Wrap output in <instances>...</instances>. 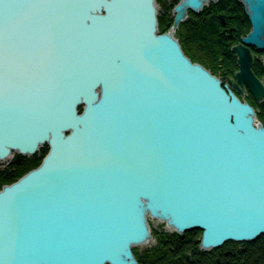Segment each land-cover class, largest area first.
<instances>
[{
  "label": "water",
  "instance_id": "water-1",
  "mask_svg": "<svg viewBox=\"0 0 264 264\" xmlns=\"http://www.w3.org/2000/svg\"><path fill=\"white\" fill-rule=\"evenodd\" d=\"M208 1L161 33L156 0H0V163L50 146L0 191V264H139L152 218L202 249L264 235V126L174 34Z\"/></svg>",
  "mask_w": 264,
  "mask_h": 264
},
{
  "label": "flooded vegetation",
  "instance_id": "flooded-vegetation-1",
  "mask_svg": "<svg viewBox=\"0 0 264 264\" xmlns=\"http://www.w3.org/2000/svg\"><path fill=\"white\" fill-rule=\"evenodd\" d=\"M187 13L175 31L186 55L216 76L228 93L250 104L257 121L264 126V48L243 43L253 26L247 5L242 0H209L199 11L188 9ZM193 44L202 52L191 55L188 49ZM235 48L243 52L239 54ZM157 233L163 245L169 244L170 238L163 242L162 232ZM224 254L234 255L232 249ZM218 260L223 264L221 256L215 262ZM179 261L173 259L169 264H185Z\"/></svg>",
  "mask_w": 264,
  "mask_h": 264
},
{
  "label": "rangeland",
  "instance_id": "rangeland-1",
  "mask_svg": "<svg viewBox=\"0 0 264 264\" xmlns=\"http://www.w3.org/2000/svg\"><path fill=\"white\" fill-rule=\"evenodd\" d=\"M179 1L178 0H156V4H157V8H158V17L160 19L159 29H160L161 33H164V32H162V30L160 28V23L162 26H164V28H167V30H166L167 32L172 29V25H173L175 15H176V13L174 12V8L179 3ZM187 15H188V13H187ZM174 34H175V37L178 39V37H177L178 33L174 32ZM188 52L191 55H193V54H198V52L201 53L202 50L200 48L194 46V44H193L191 46V48L188 49ZM80 110H83V108L80 107ZM49 151H50V146L48 144H46V145L42 146L39 149V151L36 152L34 155L22 156V158L29 160V159H32L36 156L37 159L39 158L40 160L43 161V159L46 157V155L49 153ZM17 158H18V155L16 154V155H13L9 160L0 163V173L10 171L13 168H18V166H16L17 163L15 161V160H17ZM27 173L28 172L23 173V175L21 177H23ZM20 178H18L16 181H18ZM16 181H14V182H16ZM14 182H12V183H14ZM12 183L4 182V185L1 187L0 191L3 189L4 186L10 185ZM150 225L153 229L152 230L153 239L150 240L149 242H147V244H145V245L135 246L134 254H135V256H136V254L145 256L146 260H147V258H151L148 260L152 261L153 264H169L170 261L173 259H176L178 261L180 259H182L183 263H185V264H194L193 261L187 260V258H189L188 257L189 255H190L191 259H192V257H194V255L190 251H188L189 247H193V246H197L196 249H198L195 252L196 258H198V256H200V260H204V259H207V257H205V256L207 254H209L210 257H212V259H213V264H217L215 262V260L219 256H221L223 264L229 263L232 260H234L235 258H238L239 254H242L245 250L246 242H234V241H232L233 243H228V244L225 243L223 246H221L218 249H215V248L214 249H202L200 247V241H199V238L202 235V230H198V233L196 232L193 235V237L191 235L192 239L189 238L190 237L189 236L188 238H185V240H184V239L180 238V236L182 234H179L173 230H170V231L167 230L166 224L164 222H159L158 220H154V221L150 220ZM158 230L161 232H165L167 234V238H170L169 244H165V245L162 244L161 240H159V238L157 237V234H158L157 231ZM260 237H262V236H260ZM260 237H258L257 240ZM157 239L159 241V244L157 243ZM183 242H186L185 246H181V244ZM157 245L159 248L157 247ZM170 246L176 247V252L171 251ZM182 247H184V249H182ZM238 248H239V251H237ZM229 249L233 250L234 255L226 256L224 254V252L226 250H229ZM220 252H221V254H220ZM261 252H264V250L262 249ZM203 257H205V258H203ZM196 261H198V259H196ZM204 262H208V260H206ZM219 264H221L220 260H219Z\"/></svg>",
  "mask_w": 264,
  "mask_h": 264
},
{
  "label": "trees",
  "instance_id": "trees-1",
  "mask_svg": "<svg viewBox=\"0 0 264 264\" xmlns=\"http://www.w3.org/2000/svg\"><path fill=\"white\" fill-rule=\"evenodd\" d=\"M161 29H162V32H166V30H167V28H164V26H161ZM41 162H42V160H40L39 158L37 159L36 156L32 159H29V160L22 158V161L20 163L16 164V166H18V168H13L10 171L0 173V189L4 185V182L12 183V182L16 181L18 178H20L23 175V173L29 172V171L37 168L41 164ZM196 232L198 233V230H190L189 232L181 235L180 238L184 239V240H185V238H188L189 236H190L189 238H191V235L193 237V235ZM228 243H233V242L230 241V242H227L226 244H228ZM185 245H186V242H183L181 244V246H185ZM196 247L197 246H193V247H189V249H188V251H190L194 255V257H192L193 263L194 264H213V259H212V257H210L209 254H207L205 256V257H207V259H204V260H200V256H198V258H196L195 252H196V250H198V249H196ZM174 249H173V251L176 252V247H174ZM182 249H184V247H182ZM262 249L264 250V236L260 237L258 240L254 241V242L246 243L244 252L242 254H239L238 258H235L231 262L225 263V264H264V252H261ZM136 257L139 261V264H153L152 261L148 260L151 258H147V260H146L145 256H142L139 254H136ZM205 257H203V258H205ZM196 259H198V261H196ZM206 260H208V262H204Z\"/></svg>",
  "mask_w": 264,
  "mask_h": 264
},
{
  "label": "bare ground",
  "instance_id": "bare-ground-1",
  "mask_svg": "<svg viewBox=\"0 0 264 264\" xmlns=\"http://www.w3.org/2000/svg\"><path fill=\"white\" fill-rule=\"evenodd\" d=\"M158 20L160 21V19H159V17H158ZM230 94V93H229ZM80 110V109H79ZM83 110H80V112H82ZM10 159V158H9ZM8 158L5 160V161H7V160H9ZM4 161V162H5ZM16 161V163H20L21 161H22V158H21V160L20 161H18V160H15ZM42 164V163H41ZM40 164V165H41ZM39 165V166H40ZM38 166V167H39ZM37 167V168H38ZM36 169V168H35ZM30 172V171H29ZM152 220L154 221V220H158V219H154V218H152ZM159 222H164L165 224L167 223V222H165V221H161V220H158ZM149 224H150V220H149ZM150 227H151V225H150ZM166 228H167V230H172V228L171 229H169L168 228V226H167V224H166ZM153 229H152V227H151V231H152ZM194 230V229H193ZM195 230H199V229H195ZM188 232V231H187ZM186 232H184L183 234H185ZM203 233V232H202ZM182 234V235H183ZM152 236H153V234H152ZM262 236H264V235H262ZM161 239L163 240V239H166L167 240V234L165 233V232H162V235H161ZM257 239H255V240H251V241H246V243H250V242H254V241H256ZM145 244H147V243H142L141 245H145ZM135 248V247H134ZM134 248H133V252H134ZM218 248H220V247H218ZM218 248H215V249H218ZM211 249H214V248H211ZM200 250V249H199ZM202 250V249H201ZM186 259V258H185ZM187 260H192L191 258H187Z\"/></svg>",
  "mask_w": 264,
  "mask_h": 264
}]
</instances>
